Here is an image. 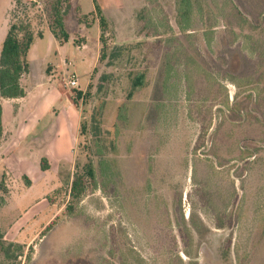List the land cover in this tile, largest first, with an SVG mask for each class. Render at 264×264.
Returning <instances> with one entry per match:
<instances>
[{
    "label": "rangeland",
    "instance_id": "1",
    "mask_svg": "<svg viewBox=\"0 0 264 264\" xmlns=\"http://www.w3.org/2000/svg\"><path fill=\"white\" fill-rule=\"evenodd\" d=\"M48 1L0 0V53L14 21L36 36L32 94L0 98V231L24 247L0 264H264V0H195L192 33L177 29V0H96L104 45L94 0H71L67 43L49 30ZM200 62L239 75L210 81ZM90 161L96 179L74 201Z\"/></svg>",
    "mask_w": 264,
    "mask_h": 264
},
{
    "label": "trees",
    "instance_id": "2",
    "mask_svg": "<svg viewBox=\"0 0 264 264\" xmlns=\"http://www.w3.org/2000/svg\"><path fill=\"white\" fill-rule=\"evenodd\" d=\"M234 1V0H233ZM95 4V10L100 15V27L102 31L101 35V42L104 45V32L107 31V22L103 16L102 10L100 6L98 5L97 1L94 0ZM235 4V3H234ZM71 6V0H49L46 3L45 11L47 12V16L49 19V30L52 33V35L55 37V39L61 43H67L69 40V35L65 28V15L66 10L70 8ZM176 25L177 29L181 33H192L196 31L195 28V16H196V9H195V0H177V6H176ZM237 7V6H236ZM35 33L32 29V25L29 21H22V22H16L14 21L7 32V35L5 37V40L2 45L1 53H0V98L5 100H17L22 99L26 97V90L22 84V79L25 75L29 74L31 71L30 63L27 59L28 54L31 50V47L35 41ZM39 38L43 37L42 33H39ZM211 41V38L208 40ZM182 55L189 54L185 52H182ZM178 52L179 58L177 59L174 57L171 64L172 66L167 65V73H168V84H174L172 83L173 77L175 78L176 75L174 73L177 72L180 62H181V53ZM103 55L104 52L102 51ZM189 57H191L192 62L196 61V58L193 55L189 54ZM199 60V59H198ZM176 61V62H175ZM201 66H204V72L207 76H210V81H221V80H227L236 79L237 75H239V70L234 71L231 70V64L230 68L227 71H224L222 69H218V72L215 74L211 72L206 67V64L204 62H200ZM239 66V64L237 65ZM223 67V66H222ZM241 67V64H240ZM218 77V80L216 79ZM172 78V79H170ZM145 80L146 75L145 73H138L135 78L133 79V92L130 96L134 94V92L142 89L145 86ZM79 96L81 98L82 93H79ZM4 134V124H3V108L0 105V140L3 137ZM115 164V162H114ZM112 166L115 167L112 163ZM105 167V166H104ZM111 168V173L108 168L105 167V169L102 170V173L108 172L110 177H116L117 172L114 168ZM50 169L49 165L47 164V159L43 158L41 160V170L43 172H47ZM106 170V171H105ZM88 177L90 180L95 181L96 179V172L94 169V165L92 162H88L84 166V174L79 175L75 174L74 180L72 182L71 190H70V196L74 201H80L82 197L85 195L87 190V185L85 183V177ZM27 180V184H30L31 181L27 177H24ZM0 189L3 193V196H0V210L4 205L6 204V198L5 196L9 193L7 185L4 181H2L0 185ZM164 214L161 213L160 216H163ZM163 223H165L166 227H170L171 221L164 220ZM172 227V226H171ZM48 230L51 229V225L47 228ZM169 234V233H168ZM5 235L0 231V254H3L5 258L10 259L11 257L17 258L19 256H22L24 254V247L22 245L7 242L4 239ZM183 238V241L185 240V236H181ZM172 241V240H171ZM175 249V247H173ZM90 251L89 249H83L80 253L77 250L76 255L80 257H85L86 255H89ZM130 254V253H129ZM85 255V256H84Z\"/></svg>",
    "mask_w": 264,
    "mask_h": 264
},
{
    "label": "crops",
    "instance_id": "3",
    "mask_svg": "<svg viewBox=\"0 0 264 264\" xmlns=\"http://www.w3.org/2000/svg\"><path fill=\"white\" fill-rule=\"evenodd\" d=\"M23 81V80H22ZM25 88V87H24ZM37 89H39V88H37ZM26 90V89H25ZM26 97L25 98H22L23 100H26V99H28V97L32 94V92L31 91H28V90H26ZM2 106V108H3V114H4V106L3 105H1ZM34 110L33 111H31L29 114H31V115H35L36 114V109L37 108H33ZM22 112V111H21ZM21 112H18V115L21 113ZM28 115V114H27ZM30 115V116H31ZM46 116V115H45ZM13 119H14V117H13ZM38 122L40 123V121H39V119L36 121V124H38ZM3 124H4V127H5V120L3 119ZM32 126V125H31ZM35 129L36 128V125H34L33 124V126L31 127V129Z\"/></svg>",
    "mask_w": 264,
    "mask_h": 264
},
{
    "label": "built area",
    "instance_id": "4",
    "mask_svg": "<svg viewBox=\"0 0 264 264\" xmlns=\"http://www.w3.org/2000/svg\"><path fill=\"white\" fill-rule=\"evenodd\" d=\"M68 84H69L70 86H72L73 88H77V87H78V85H79V81H78L76 75H73V76L70 78Z\"/></svg>",
    "mask_w": 264,
    "mask_h": 264
}]
</instances>
